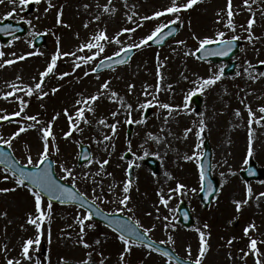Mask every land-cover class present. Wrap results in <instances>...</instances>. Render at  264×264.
<instances>
[{
	"label": "rangeland",
	"instance_id": "rangeland-1",
	"mask_svg": "<svg viewBox=\"0 0 264 264\" xmlns=\"http://www.w3.org/2000/svg\"><path fill=\"white\" fill-rule=\"evenodd\" d=\"M29 3H34L32 11L28 9ZM184 3L187 0H177L178 6ZM171 5L172 0H40L39 3L28 0L27 4L20 0H2L0 20L27 21L28 28L25 35L7 43L0 42V51L5 53L0 63L6 59L16 60L0 68V116L15 119L0 125V137L7 140L20 127H25L27 131L16 137L10 148L21 163L28 165L27 158L31 156L34 165L44 150L42 129L51 122L53 136L49 137L48 156L54 159L58 176L66 175L61 164L72 169L75 183L72 177L64 180L104 209L110 212L123 209L122 212L139 221L143 230H149L150 237L171 246L185 258L195 260L199 254V229L205 233L209 246L202 264H255V255L248 247L250 238L258 241V248L264 253V196L260 195L264 193V122H255L264 115L259 112L264 106V75H260L264 73V63H261L264 61V0H248L247 5L245 0H232L234 29L228 27V0H202L179 13L142 19ZM250 19L255 22L249 32ZM173 21L180 24L181 29L164 46L136 48L126 64L100 73L92 71L100 60L114 56L121 48L139 44L158 26ZM127 28L136 30L121 35ZM100 32L110 38L108 42H100L105 51L87 64L78 60L79 56L93 54L95 49L80 52L78 48ZM220 32L224 33L222 39L243 40L240 52L232 58L236 63L232 75H224L226 62H202L195 56L200 40L218 41ZM40 33L45 35V43L36 47L34 39ZM249 36L253 39L249 40ZM116 38L120 44L115 43ZM58 50L61 55L54 72L45 77L42 84L47 96L41 98L35 90L28 96L25 89L4 99L6 93L13 91L12 84L23 88L38 83L40 74ZM63 53L76 55L64 56ZM20 56L25 59L19 60ZM76 63L81 67L75 68ZM65 72L69 75L61 79ZM85 72L89 75L85 76ZM216 75H220V79L215 84L201 87L203 79ZM105 82H109L108 89L101 87ZM53 89L58 91L53 94ZM112 92L117 95L111 96ZM92 95H99V99L94 103L89 101L93 111L85 110L88 123H84L76 117V112L87 106L77 101ZM193 95L200 96L199 105L192 101ZM20 98L27 107L20 116H15L13 114L21 109ZM162 104L170 108H162ZM249 108L255 114L251 124V156L248 155ZM113 112L117 114L113 116ZM29 116H36L40 123L29 127L35 123L27 119ZM69 116L73 117L71 122ZM101 119L105 124L99 123ZM129 119L132 135L127 138ZM201 120L205 125L203 133L199 131ZM73 124L81 130H75ZM112 124H116L115 135ZM70 130L72 134L66 138L65 133ZM104 136L111 139L104 140ZM205 140L211 145L212 173L219 181V191L208 209L202 208L198 197L201 183L196 167ZM81 143L88 144L92 151L91 160L84 164L77 161ZM128 151L130 159H125ZM149 157L158 162L155 172L146 163ZM104 160L108 163L101 168ZM250 161L258 166V180L242 178L241 172ZM131 163L136 172L125 207L120 200L125 196L123 187L129 181L126 171ZM5 175L13 177L0 168V188L16 190L0 192V264H7L8 259L20 264H84V261L88 264L101 261L103 264H173L134 243L122 262L124 244L119 236L92 219L84 225L83 241L89 245L84 247L76 218L88 213L76 206L53 203L49 211V202L44 197L41 209L45 219L37 221L40 224L37 229L28 222L29 216L33 219L39 216L31 194L34 190L17 187L14 178L5 180ZM178 184L185 187L176 191ZM161 197L167 201L166 205L161 203ZM181 199L188 201L196 218L192 227L184 228L177 222ZM245 200L247 203H243ZM236 201L241 202L239 211ZM253 224L255 228L246 236L244 229ZM30 239L33 244L29 248L30 259H26L22 249ZM43 243L47 256L40 258L38 253Z\"/></svg>",
	"mask_w": 264,
	"mask_h": 264
},
{
	"label": "snow or ice",
	"instance_id": "snow-or-ice-1",
	"mask_svg": "<svg viewBox=\"0 0 264 264\" xmlns=\"http://www.w3.org/2000/svg\"><path fill=\"white\" fill-rule=\"evenodd\" d=\"M0 2H2V0H0ZM20 2L22 4H27L28 0H20ZM37 3L40 2V0H36ZM198 2H202V0H187V3H184L182 5H177V0H172V5L167 7L164 11H157L153 14V16L148 17L145 16L142 19L144 20H149V19H154V18H158L160 16L165 15L166 13H179L182 10H187L192 8L195 4H197ZM253 2H255V0H253ZM245 4H248V0H245ZM49 7H52L51 3H49ZM104 11L107 12L108 8L105 7ZM12 13L9 12L8 16H11ZM227 17H228V27L233 28L234 29V25L232 23V17H233V11H232V0H228V11H227ZM96 19H99V17H96ZM129 20L132 19L131 16L128 17ZM177 19H179V17H177ZM57 22L59 23V14H58V20ZM254 19H250L248 21V31H251L252 25L254 24ZM172 23H175V21H173ZM141 25H138V27ZM8 28H10L11 26H7ZM85 27H87V25H85ZM162 27H166L165 26H158L150 35L146 36L145 38H143L139 44H133V45H129L127 48H121L120 51L116 52L114 55L115 56H120L121 52H127V51H131L132 48H141L142 46H145L148 44L149 41H152L154 38H156L158 36V34H161L162 32ZM135 28H127V29H123L122 32L120 33L121 35L124 32H135ZM0 31H7V28L4 29H0ZM218 37H220L221 39H219L218 41H213L212 39L209 38H204L202 40L199 41V48L197 49V51H199L200 49H203L205 47V45L214 43V42H218L221 44H224L226 46V50H230L231 46H232V41H226L223 40V36L224 33L220 32L217 34ZM237 39V37H233L232 40ZM253 39L252 36H249V40ZM110 40V38L107 36V34L105 32H100L97 35H95L94 37H92V39L84 44H81L78 48V51L83 52L85 49H88L90 52L95 49V51L93 52L92 55H86V56H79L77 57L78 60L82 61L83 63L87 64L93 60L96 59V57L100 56L101 53H103L105 51L104 45L102 43H100L101 41H105L108 42ZM115 43L120 44L121 41L116 38L115 39ZM180 43H183L182 41ZM226 50L222 51L221 54H226ZM33 53H29L28 55H32ZM13 56H15V53H12ZM61 55V53L59 52V50L57 51V54L54 55L51 59V62L49 63L47 69L42 72L40 74V81L38 83H36L34 86H24L23 88L19 87L16 84H12L10 85V87L13 89V91L8 92L4 95V99H7L9 96H12L15 94L16 91H25L26 89V94L28 96H32L33 95V91H37L40 95V97L42 98L43 96H47L48 93L47 92H43L42 90V84L44 83V78L48 77L50 73L54 72V69L56 67V63H57V59L58 57ZM64 56H68V55H73L75 56L76 53H63ZM194 55V53H193ZM5 53L3 51H0V58L4 57ZM19 60H23L25 59L24 56H20L18 57ZM108 60H111L112 57H107ZM16 62V60L14 59H6L3 60L2 63H0V68L5 67L6 65H12ZM103 63V61H101V64ZM117 63H124L123 60H118ZM261 63H264V61H262ZM81 67L80 63H76L75 64V68H79ZM93 72L97 71L96 68L92 69ZM69 75V73L65 72L63 73L60 78L63 79L64 76ZM89 75L88 72H85V76ZM158 75H159V70H158ZM260 75H264V73H261ZM20 77H17V80H19ZM220 79V75H216L214 77H209L207 79H203L202 80V84L201 87H205L207 85H212L215 84L216 81H218ZM102 89H108L109 88V82H105L104 84H102ZM130 88L132 87L131 85L129 86ZM58 91V89H53L52 92L53 94ZM117 94L115 92L111 93V96H116ZM99 99V95H92L90 97H87L83 100H78L77 104H83L85 107H81L77 110L76 112V117L79 120H83L84 123H88L87 119L85 118V110L91 112L93 111V108L89 105V101H91L92 103H94L95 101H97ZM20 102H21V109L20 111L14 113L13 115L15 116H20L21 112H23L24 108L27 107V104L25 103V101L20 98ZM162 108L165 109H169L170 106L168 104H162L160 105ZM143 107V105L141 106ZM128 108H131V105H128ZM249 112V126H250V130H249V144H248V155L251 156L253 154V141H252V131H251V124H252V120L253 118H255V114L252 112L251 108L248 109ZM259 112L260 113H264V106L259 108ZM65 114L67 115V110H65ZM117 113L113 112L112 115L115 116ZM237 115H240L239 111H237L236 113ZM131 115V113H129V116ZM57 117H53V120H55ZM69 121L71 122L73 120V117L69 116ZM11 119L10 116L8 115H4V116H0V120H9ZM27 119L34 121L35 123L33 125H30L29 127H35V124H39L40 121L37 119L36 116H29L27 117ZM262 121H264V115H262L261 117H259L258 119L255 120V122L257 124L261 123ZM128 123H131V119H129L127 121ZM141 121H137V123H139ZM100 124H105V121L103 119H101L99 121ZM200 133H203L205 125H204V121L201 120L200 121ZM72 127L75 130H81L78 128V126L76 124H73ZM111 130L113 135H115L116 133V124H112L111 126ZM27 131V129L25 127H20V129L14 133L12 135V137H10L9 139L5 140L2 137H0V143L6 144L9 147H11L12 145V141L14 139H16V137H18L21 133ZM43 131V141H44V150L40 155L39 160L33 165V160L32 157L29 156L27 158V163L28 165H33L35 169H37V171H25L23 166H20L18 168H13V177H9L7 175L4 176V179H10V178H14L15 180V184L17 187H21V186H25V181H30L33 185H35L37 187V191H32L31 194L35 199V205H36V210L39 213V216L37 217V219H33L31 216H29L28 222L36 225L37 229L40 228V224L37 222L38 220L43 221L45 219V213L43 212V210L41 209V204L43 201V196H42V192H47L49 195H55L57 193H59V195L57 196V199H61V197H67L68 199H76V194L68 187H65V185L60 184L56 179H54L51 175V172L49 171V169L45 168L43 170H40V165L44 164L45 161L48 160V141H49V137L53 136L52 134V123L50 122L47 126V128L42 129ZM187 131H191V129H188ZM72 132L71 130L67 133H65V137L67 138L68 136H71ZM153 139H156L155 137H151ZM54 139V137H53ZM111 137L110 136H104V140H110ZM3 156V153H0V157ZM85 159H88L87 156L84 157ZM185 159H192V157H185ZM6 163V161L3 158H0V164H4ZM108 163L107 160H104L101 163V168H103L104 165H106ZM16 164H19V162H16ZM61 169L66 173V175L63 177V179L67 180L69 177H72L73 183H75L76 177L73 176L72 173V169L65 167L63 164L60 165ZM8 169L6 168L5 171H7ZM18 172V175H15V173ZM201 179H204V173L203 171H201ZM185 186L182 184H178L176 191H179L180 189L184 188ZM131 188V181H128L124 184L123 187V192L125 193V196L123 199L120 200V204L125 205V207L127 206V202L129 201L130 197L127 195L130 191ZM15 188H0V192L2 193H7L10 191H15ZM31 191V190H30ZM193 191H195V189H193ZM249 194H251V189H248ZM261 196H264V193L260 194ZM61 202H63V200H61ZM161 203H164L165 205L167 204V201L164 200L163 197H161ZM236 207H237V211L240 210L241 208V202L236 201ZM243 203H247V200H245ZM51 202H49L47 204V208L49 209V211L51 210ZM129 211H131V209H128ZM121 211H123V209H121ZM92 218V213L89 212L87 215L83 216V217H77L76 220L80 225V232H81V239L80 242L83 243L84 247H89V245L87 243H85L83 241V233H84V225L85 222L90 220ZM165 219H167V217H165ZM139 223V221H137V224ZM122 227H124L130 235L132 236H136L137 239H139V235L136 233V230L134 228H131L128 225H122ZM208 225L205 224L204 228H207ZM255 225H250L248 227H246L244 229L245 235L248 236L250 229H254ZM145 233H147L149 230L145 229L144 230ZM197 231L199 232V237H200V246H199V254L197 256V258L192 262V264H202L203 259L206 256L207 251L209 250V246L207 244V240L205 239V233L203 231H200L199 229H197ZM119 240L124 244V253L121 254L120 256V260L123 262L125 260V253H130L132 250V244L130 243L129 239H127L124 235H120L119 236ZM36 243H39V240L36 241ZM97 244L100 243L99 240L96 241ZM229 244L232 243L231 240H229L228 242ZM33 244V241L30 239L28 241L25 242V244L23 245V249H22V255L26 258V259H30L29 256V248L30 246ZM251 254L255 255V264H264V253H261L259 248H258V241L256 239L250 238V242L248 245ZM165 255H168L167 252L164 253ZM191 254V250L189 248V255ZM245 256L249 255V253H244ZM89 256H91V253H89ZM7 264H20V261H13L12 259H8L7 260ZM84 264H88L87 261H84ZM100 264H103V261L100 262Z\"/></svg>",
	"mask_w": 264,
	"mask_h": 264
},
{
	"label": "water",
	"instance_id": "water-1",
	"mask_svg": "<svg viewBox=\"0 0 264 264\" xmlns=\"http://www.w3.org/2000/svg\"><path fill=\"white\" fill-rule=\"evenodd\" d=\"M9 25L11 26L10 28L7 27ZM4 28H7V31H0V40L2 42H7L14 36L23 35L26 33V25H24L23 23H14L11 20H5L3 22H0V29H4ZM179 29H180L179 25L167 26L165 29L162 30L161 34H158L156 38H154L152 41H149V45H163L167 39L175 36L176 33L179 31ZM43 39H44L43 35L38 36L36 39V44L40 45L43 42ZM231 41H232V46L230 50H226V46L224 44L214 43L210 45H205L203 49H200L197 52V55L199 58L203 60H212L214 62H219V61L229 62L230 59L236 53L239 52V48L242 45V42L239 40H231ZM224 50H226V54H221L222 51ZM134 51L135 49H131V51L121 52L120 56L118 57L114 56L111 60H108V59L102 60L103 63L101 64L100 62L98 64L96 68L97 69L96 72L102 71L104 69L112 68L117 65L124 64L131 57ZM118 60H123L124 63H117ZM233 67H234V63H230L229 67L225 69V73L226 74L231 73L233 71ZM196 101H198V99H196ZM129 134H130V131H129ZM80 149H81V153L79 157V163L88 161L91 158L89 147L81 145ZM0 153H3V156L0 158H3L6 161V163L0 164V165L6 166L12 172H13V168H18L20 166H23L20 163L16 164V162L18 161L13 156L10 148L4 145H0ZM85 156H87L88 159H85L84 158ZM23 168L25 171H29V172L37 171V169H35L34 167L29 168L27 166H23ZM45 168L49 169L54 179H56L60 184L65 185V187L70 188L76 194V197H77L74 200L68 199L67 197H61V199H57V196L59 195V193L55 195H49L47 192H42L45 196L48 197L50 201H55L59 203H73V204L82 206L92 213V218L107 224L108 226H110L111 228L119 232L120 234L124 235L126 238H131L135 241L143 243L147 245L148 247H150L151 249L157 250L159 252H162V253L167 252L168 255L166 256L173 259L177 264H192L189 261H185L179 258L172 251V249L162 246L154 242L153 240H151L145 233L141 232L139 227L135 223H133L129 218L124 217L122 215L108 214L104 212L94 202L86 198L84 194L77 191L74 187L64 183L60 178L57 177L54 171V162L52 159L48 158V160L45 161L44 164L40 165V170H43ZM201 169L204 173L203 191L201 193V199L205 207H207L210 201L214 198L215 194L218 191V181L212 178V175H211V149H210L208 142H206L205 153L201 160ZM255 169H256V165L254 163L250 164L248 166V169L245 171L244 176H246V178H249V179L258 178L259 175L256 174ZM129 172L131 173L132 170L130 169ZM15 174L18 175L19 173L16 172ZM25 184L37 188L30 181H25ZM61 200H63V202H61ZM180 213L182 217L181 220H184L186 226H189L193 223V221L190 218L188 209L186 208V205L184 203H182V206H180ZM125 224L136 230V233L139 235V239H137L136 236L130 235L129 232L124 227H122V225H125ZM43 253H45V247H44Z\"/></svg>",
	"mask_w": 264,
	"mask_h": 264
}]
</instances>
